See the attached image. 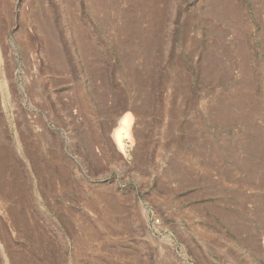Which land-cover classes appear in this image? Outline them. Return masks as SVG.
Masks as SVG:
<instances>
[{
	"label": "rangeland",
	"instance_id": "obj_1",
	"mask_svg": "<svg viewBox=\"0 0 264 264\" xmlns=\"http://www.w3.org/2000/svg\"><path fill=\"white\" fill-rule=\"evenodd\" d=\"M0 264H264V0H0Z\"/></svg>",
	"mask_w": 264,
	"mask_h": 264
}]
</instances>
